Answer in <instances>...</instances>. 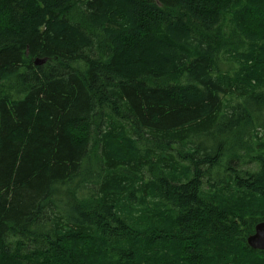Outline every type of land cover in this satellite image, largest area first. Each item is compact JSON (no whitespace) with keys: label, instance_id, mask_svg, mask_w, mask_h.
I'll list each match as a JSON object with an SVG mask.
<instances>
[{"label":"trees","instance_id":"1","mask_svg":"<svg viewBox=\"0 0 264 264\" xmlns=\"http://www.w3.org/2000/svg\"><path fill=\"white\" fill-rule=\"evenodd\" d=\"M260 222L264 0H0V264H264Z\"/></svg>","mask_w":264,"mask_h":264},{"label":"water","instance_id":"2","mask_svg":"<svg viewBox=\"0 0 264 264\" xmlns=\"http://www.w3.org/2000/svg\"><path fill=\"white\" fill-rule=\"evenodd\" d=\"M44 60L36 59L35 66L43 64ZM248 247L255 251L264 252V222H260L255 226L254 233L247 238Z\"/></svg>","mask_w":264,"mask_h":264},{"label":"bare ground","instance_id":"3","mask_svg":"<svg viewBox=\"0 0 264 264\" xmlns=\"http://www.w3.org/2000/svg\"><path fill=\"white\" fill-rule=\"evenodd\" d=\"M251 235H252V234H251ZM251 235H250V236H251ZM248 237H249V236H248ZM246 241H247V240H246Z\"/></svg>","mask_w":264,"mask_h":264}]
</instances>
